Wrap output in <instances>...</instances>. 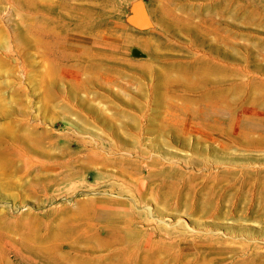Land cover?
<instances>
[{
	"label": "rangeland",
	"instance_id": "rangeland-1",
	"mask_svg": "<svg viewBox=\"0 0 264 264\" xmlns=\"http://www.w3.org/2000/svg\"><path fill=\"white\" fill-rule=\"evenodd\" d=\"M0 264H264V0H0Z\"/></svg>",
	"mask_w": 264,
	"mask_h": 264
},
{
	"label": "bare ground",
	"instance_id": "bare-ground-1",
	"mask_svg": "<svg viewBox=\"0 0 264 264\" xmlns=\"http://www.w3.org/2000/svg\"><path fill=\"white\" fill-rule=\"evenodd\" d=\"M164 23H165V22H164ZM89 198H91V197H89ZM89 200H91V199H89ZM89 200H88V201H89ZM69 202H70V200H69ZM90 203L92 204V202H90ZM80 204H81V203H80ZM82 204H84V203H82ZM87 204H88V206H92L91 204L89 205V202H87ZM80 206H81V205H79V208L82 207V209H83V208L85 209V208L87 207V206H86V207H83V206H85V205H83V206H81V207H80ZM84 209H83V211H85ZM89 209H90V208H89ZM91 209H92V208H91ZM86 211L88 212L87 208H86ZM87 212H86V213H87ZM83 213L85 214V212H83ZM25 215H27V214H25ZM27 216H28V215H27ZM27 216H26V217H27ZM21 217H23V216H21ZM18 219H19V218H18ZM29 224H30V223H29ZM27 225H28V224H27ZM30 225H31V224H30ZM178 225H179V224H178ZM180 225H181V223H180ZM20 226H21V225H20ZM23 226H24V225H23ZM23 226H22V227H23ZM22 227H21V228H22ZM28 227H29V226H28ZM24 228H25V227H24ZM30 228H32V227H30ZM37 228H40V227H37ZM41 228H43V227H41ZM56 228H58V227H56ZM25 229H26V228H25ZM26 230H27V232H25V233H29V234H28V237H29L30 233H31L33 230H32V229H31V230L26 229ZM34 230H37V232H38V230H40V229H36V228H35ZM29 231H30V232H29ZM20 232H21V230H20ZM33 232H34V231H33ZM37 232H36V233H37ZM64 232H65V231H64ZM34 233H35V232H34ZM38 233H39V232H38ZM53 233H54V231H53ZM55 233H56V232H55ZM66 233H67V232H66ZM32 234H33V233H31V235H32ZM40 234L43 235L42 233H40ZM22 235H23V232H22ZM53 235H54V234H52V236H53ZM58 235H59V234H58ZM25 236H27V234H25ZM25 236H23V237H25ZM32 236H34V235H32ZM32 236H30L29 238L33 239ZM44 236H45V235H44ZM55 236H57V234H55ZM34 237H35V236H34ZM61 237H62V236H61ZM63 237H64V236H63ZM35 238L40 239V238H42V237L39 236V238H38V236H37V237H35ZM50 238H52V237H50ZM54 238H55V237H54ZM56 238H57V237H56ZM26 239H27V238H26ZM44 239H45V238H44ZM44 239H43V240H44ZM40 240H41V239H40ZM40 240H39V241H40ZM54 240H55V239H54ZM56 240H58V238H57ZM44 241H45V240H44ZM48 242H49V241H48ZM44 244H45V243H44ZM46 244H47V242H46ZM42 245H43V244H42ZM43 246H44V245H43ZM56 246H57V245L54 246L55 249L57 248ZM46 247H47V246H46ZM52 247H53V246H52ZM48 248H49V247H48ZM54 248H50V249H52L51 251H54ZM40 249H41V247H40ZM58 249H59V248H58ZM44 250H45V248H44ZM46 251H47V250H46ZM49 251H50V250H49ZM56 251H57V250H56ZM51 253H52V252H51Z\"/></svg>",
	"mask_w": 264,
	"mask_h": 264
}]
</instances>
